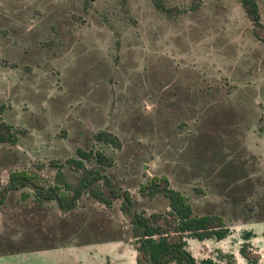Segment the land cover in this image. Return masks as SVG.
I'll return each instance as SVG.
<instances>
[{"label":"rangeland","instance_id":"obj_1","mask_svg":"<svg viewBox=\"0 0 264 264\" xmlns=\"http://www.w3.org/2000/svg\"><path fill=\"white\" fill-rule=\"evenodd\" d=\"M162 4L173 13L155 0H0V121L18 136L0 144V191L19 170L45 189L59 173L76 185L82 174L67 160L102 152L110 190L129 192L135 209H167L138 194L165 176L196 215L232 222L222 250L255 228L264 261V42L240 0ZM101 131L120 146L97 141ZM30 189L0 204V264L134 263L120 200L107 208L84 195L64 211ZM217 248L188 242L198 259Z\"/></svg>","mask_w":264,"mask_h":264},{"label":"trees","instance_id":"obj_2","mask_svg":"<svg viewBox=\"0 0 264 264\" xmlns=\"http://www.w3.org/2000/svg\"><path fill=\"white\" fill-rule=\"evenodd\" d=\"M202 0H193V8ZM241 6L251 22L252 30L257 38L264 42V26L261 22L256 0H240ZM157 9L164 13H173L171 9L162 4V0H155ZM263 33V34H262ZM4 106H0V114ZM95 139L119 147L118 138L106 131L96 134ZM18 140L17 132L13 127L0 121V144H15ZM79 159H70L68 164L81 172V177L76 185L65 181L60 173L56 176L53 187L45 189L36 178L27 171H12L6 186L0 191V204H3L8 192L22 191L32 188V195L37 203L42 200H53L58 203L61 210H73L78 200L84 195L91 196L94 200L107 208L112 206V200L106 194L102 185L108 187L110 194V182L103 173L102 167L111 165V160L102 152L95 154L78 150ZM81 160H93L97 168H87ZM31 190V189H30ZM114 199L121 198V211L130 217L133 238L138 245V264H220L210 259L196 262L186 250V237H194L199 240L215 237L224 238L228 230L224 227V221L219 216H193L192 208L183 194L172 189L166 177H157L149 180L140 187L142 196L153 198L158 195L169 200L170 210L164 213H132L133 199L127 192L121 195L117 189H111ZM26 196L29 193H24ZM245 255V249L242 251ZM248 255V254H247ZM229 264V263H223Z\"/></svg>","mask_w":264,"mask_h":264},{"label":"flooded vegetation","instance_id":"obj_3","mask_svg":"<svg viewBox=\"0 0 264 264\" xmlns=\"http://www.w3.org/2000/svg\"><path fill=\"white\" fill-rule=\"evenodd\" d=\"M79 150V149H78ZM78 150L76 152L77 154V158H72V159H79V156H78ZM82 150V149H81ZM84 151V150H82ZM87 153L91 152L93 154L97 153V152H93L91 150L89 151H85ZM70 160V159H69ZM67 160V162L69 161ZM85 163H92L93 160L89 161V160H81ZM107 167H110V166H107ZM157 177H165V176H153V177H150L148 178L145 182L141 183L140 186H139V189H138V194L140 197H144V198H147V199H154L155 197H158V196H162V195H158V196H155L153 198H149V197H146V196H142L141 193H140V187L147 183L149 180L151 179H154V178H157ZM169 181V180H168ZM169 185H170V182H169ZM170 187L172 189H174L175 191H178L180 192L181 194L184 195V197L186 198L187 202L190 204L191 208H192V215L193 216H205V215H209V216H219L223 219L224 221V227L228 230V233L227 235L224 237V238H221V239H217L215 237H211V238H205L203 240H199L197 238H194V237H186L185 238V242H186V250L191 254V256L195 259L196 262H200V261H203V260H207V259H210L212 261H215L217 263H220V264H223V263H229V264H237L238 262V259L237 257L239 256L242 260H243V264H264V261H262L261 257H260V252L257 250V247H261V246H258L257 244H255V242L257 243L258 241V232L255 228H253L252 226H249V227H245L243 231H241L240 235H239V238H240V243H239V246L236 247V250L235 251H228L226 252L225 250H222L221 249V246L223 247L224 245L226 246V240L229 238V237H233L234 236V233L235 231L232 229V226L230 225L232 222L229 221L225 216H222V215H218V214H203V215H196L194 213V208H193V205L189 202L188 198L185 196V194L183 192H181L180 190L176 189V188H173L171 185ZM127 191H119V193L121 195H123V193H125ZM129 193V192H127ZM130 194V193H129ZM109 197L110 199L112 200V203L115 202V200H120L121 203H122V200L121 198H117V199H114L113 197V194H112V191L110 190V194H109ZM163 197V196H162ZM165 198V197H164ZM168 202V206H167V209L164 210L163 212H155V213H164V212H167L170 210V204H169V200L167 198H165ZM53 201V200H51ZM135 201L133 200V205H132V213H135V212H138V213H144L145 215H148L146 214L144 211H139L137 209H135ZM121 203H120V206H121ZM253 211L255 209H252ZM121 211V209H120ZM122 212V211H121ZM243 213H245L246 211H241ZM123 213V212H122ZM153 214V213H151ZM246 214V213H245ZM150 215V214H149ZM123 216L127 217L129 219V223H130V226H131V239L133 240V249H134V253H135V260H134V263L133 264H138L137 262V259H138V245L136 244L135 242V239L133 238V232H132V225H131V221H130V217L129 216H126L124 213H123ZM264 222V221H262ZM251 222H248V223H243V225H250ZM254 226V225H253ZM189 241H193V242H196V243H199V244H207L209 242H212L213 244H216V246L218 247L217 249H211L207 252V255H203L202 257H200L199 259L188 249V242ZM243 249H245V251L247 252V254L245 255L242 251ZM218 254V256L216 257V255ZM227 259V260H226ZM229 259V260H228Z\"/></svg>","mask_w":264,"mask_h":264}]
</instances>
